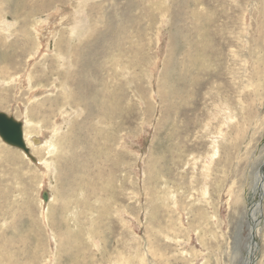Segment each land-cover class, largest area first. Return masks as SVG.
<instances>
[{"label": "rangeland", "instance_id": "374dc122", "mask_svg": "<svg viewBox=\"0 0 264 264\" xmlns=\"http://www.w3.org/2000/svg\"><path fill=\"white\" fill-rule=\"evenodd\" d=\"M0 50L52 145L0 139V264H244L254 217L264 264V0H0Z\"/></svg>", "mask_w": 264, "mask_h": 264}, {"label": "bare ground", "instance_id": "6f19581e", "mask_svg": "<svg viewBox=\"0 0 264 264\" xmlns=\"http://www.w3.org/2000/svg\"><path fill=\"white\" fill-rule=\"evenodd\" d=\"M46 2H48V3H45L44 1H43V3L45 4V7H46V5L47 4H49V1H46ZM40 5H42V4H40ZM38 7H40L39 5H38ZM43 7V6H42ZM40 9V8H39ZM42 9V8H41ZM49 9V8H48ZM23 24V23H22ZM6 27V26H5ZM8 27V26H7ZM10 27V26H9ZM22 27V26H21ZM20 27V28H21ZM18 29H19V27H18ZM13 34V33H12ZM54 35H55V33H53ZM10 35V34H9ZM53 35V36H54ZM36 36V35H35ZM49 36V35H48ZM6 37V36H5ZM19 37V36H18ZM41 37V36H40ZM22 39V38H21ZM38 39H40V38H38ZM38 39H36V40H38ZM5 40V39H4ZM46 40H49V39H46ZM17 41H19V40H17ZM21 41V40H20ZM26 41V40H25ZM40 42V41H39ZM38 42V43H39ZM28 43V42H27ZM43 43H46V42H43ZM58 43V42H57ZM71 43V42H70ZM18 44H19V42H18ZM22 44V43H21ZM23 44H24V41H23ZM91 44V43H90ZM26 45V44H25ZM69 45V44H68ZM15 46V45H14ZM19 46V45H18ZM39 46V45H38ZM70 46V45H69ZM8 47V46H7ZM45 47H47V46H45ZM63 47H65V46H63ZM16 48H17V45H16ZM19 48V47H18ZM20 48H22V47H20ZM34 48V47H33ZM39 48V47H38ZM37 48V49H38ZM85 48V47H84ZM47 49H48V47H47ZM47 49H45V50H47ZM91 49V48H90ZM44 50V49H43ZM44 50V51H45ZM1 51V50H0ZM6 51V50H5ZM13 51V50H12ZM63 51V50H62ZM69 51V50H68ZM13 53V52H12ZM38 53H39V51H38ZM3 54V53H2ZM57 54V53H56ZM5 55V54H4ZM37 55V54H36ZM41 55V54H40ZM44 55V54H43ZM53 55V54H52ZM54 55H55V53H54ZM58 55V54H57ZM57 55L55 56V57H57ZM79 55V54H78ZM29 56V55H28ZM77 56V55H76ZM78 57V56H77ZM3 58V57H2ZM1 58V59H2ZM59 58V57H58ZM61 58H62V56H61ZM0 59V60H1ZM55 59V58H54ZM4 60V59H3ZM3 60H1V61H3ZM56 60H58L57 58H56ZM59 60H61V59H59ZM58 60V61H59ZM76 60V59H75ZM78 61H79V59H78ZM82 61V60H81ZM84 61V60H83ZM91 62V61H90ZM181 75V74H180ZM29 77V76H28ZM15 80V79H14ZM14 82V81H13ZM28 82V81H27ZM1 84V83H0ZM36 85V84H35ZM39 85V84H38ZM43 86V85H42ZM38 88V87H37ZM31 89V88H30ZM34 98V97H33ZM33 100V99H32ZM50 101V100H49ZM52 104H53V102H51ZM50 103V104H51ZM36 106V105H35ZM38 106V105H37ZM46 106V105H45ZM54 106V105H53ZM43 107H41V109H42ZM55 108V107H54ZM44 109V108H43ZM48 109V108H47ZM55 109H57V108H55ZM55 109H53V110H55ZM49 111V110H48ZM55 112V111H54ZM20 114V113H19ZM21 115V114H20ZM22 115H23V113H22ZM38 115V114H37ZM10 116V115H9ZM27 116V115H26ZM60 116V115H59ZM64 116V115H63ZM22 117V116H21ZM28 117V116H27ZM62 117V116H61ZM14 118V117H13ZM25 118V117H24ZM15 119V118H14ZM16 120V119H15ZM25 120V119H24ZM23 120V121H24ZM28 120V119H27ZM18 121V120H17ZM19 122H21L22 123V127H23V139H24V142H25V145H26V147L29 149V155H26L23 151H21V150H19V151H21V153L33 164V165H35L37 168H40L41 169V166H44V167H42L43 168V170H45V168H47V166H48V164L50 163H47V162H44V164H41V163H39L38 162V160L36 159L37 158V156H36V158L32 155V153H31V149H30V147H29V145H32L33 147V149H34V151H36V150H41V149H44V148H48L49 146H52L51 144H47V142L45 141V142H43L42 140H41V138H39L40 137V135H39V137H35V136H28V134H30V133H24V123L22 122V121H19ZM28 123V124H27ZM26 123V126L28 125H31V122L29 123V122H27ZM53 126V125H52ZM51 126V127H52ZM30 127V126H29ZM49 129V128H48ZM31 130V129H30ZM29 130V131H30ZM28 131V130H27ZM56 131V130H55ZM62 131V130H61ZM33 132H34V130H33ZM40 132V131H39ZM32 133V132H31ZM42 133V132H41ZM69 137H70V135H68ZM63 137V136H62ZM46 139V138H45ZM62 139V138H61ZM61 139H59V140H61ZM64 139V138H63ZM57 140H58V138H57ZM54 141V140H53ZM50 142H51V140H50ZM78 142V141H77ZM31 143V144H30ZM56 143V142H55ZM69 144V143H68ZM42 145V146H41ZM57 145V144H56ZM63 145H64V143H63ZM77 145V144H76ZM75 145V146H76ZM38 146H40V147H38ZM69 146V145H68ZM67 146V147H68ZM78 146V145H77ZM76 146V147H77ZM74 147V146H73ZM75 147V148H76ZM52 148V147H51ZM62 148H63V146H62ZM69 149H70V147H69ZM54 150V149H53ZM59 150H60V148H59ZM59 150H58V148H56V153H60L59 152ZM62 150V149H61ZM71 150V149H70ZM73 150V149H72ZM48 151V150H47ZM50 151V150H49ZM48 151V152H49ZM54 152V151H53ZM72 152V151H71ZM71 152H70V154H71ZM75 152V151H74ZM37 153H41V152H37ZM73 153V152H72ZM41 154H43V153H41ZM41 154H40V156H41ZM36 155V154H35ZM50 155H52V154H50ZM57 155V154H56ZM59 155V154H58ZM57 155V156H58ZM69 155V154H68ZM67 155V156H68ZM63 156V155H62ZM71 156V155H70ZM46 157V156H45ZM41 158V157H40ZM56 158V157H55ZM44 160V159H43ZM67 161V160H66ZM41 162V161H40ZM51 164V163H50ZM66 164V163H65ZM53 165V164H52ZM263 165H264V163H263ZM51 166V165H50ZM58 166V165H57ZM49 167V166H48ZM54 167V166H53ZM51 169V168H50ZM63 169V168H62ZM56 170V169H55ZM65 170V169H64ZM45 171H48V170H45ZM63 172V171H62ZM62 172H60V173H62ZM66 172V171H65ZM45 174H46V177H48L47 176V174L48 173H46V172H44ZM58 173H59V171H58ZM260 173V174H259ZM66 174V173H65ZM258 174H259V178H258V184L256 185V188H257V193H256V199H257V201H256V203L252 206V207H254L253 208V210H252V212L251 213H253V215L258 211V209H259V205H260V199H261V197L264 195V166L259 170V172H258ZM51 175H53V174H51ZM59 175V174H58ZM44 176V175H43ZM62 176V175H61ZM64 177V176H63ZM256 179V178H255ZM48 181V180H47ZM65 181V180H64ZM49 185V184H48ZM62 189V188H61ZM65 193V192H64ZM47 194V193H46ZM62 195V194H61ZM60 195V196H61ZM51 199V198H50ZM47 201H49V196L47 195ZM47 201L45 202V201H43L44 202V204H46L47 203ZM252 205V204H251ZM251 210V209H250ZM250 212V211H249ZM250 218V217H249ZM252 218V217H251ZM252 222V221H251ZM260 223V222H259ZM252 224H253V233H252V244L250 245V250H249V253L247 254L248 256H247V259L245 260V262H244V264H253L254 263V260H255V255H256V243H255V241H254V239L256 238V236H257V227H259L258 226V220H255V217H254V219H253V222H252ZM255 232V233H254ZM27 240V239H26ZM46 241V240H45Z\"/></svg>", "mask_w": 264, "mask_h": 264}, {"label": "water", "instance_id": "95a60500", "mask_svg": "<svg viewBox=\"0 0 264 264\" xmlns=\"http://www.w3.org/2000/svg\"><path fill=\"white\" fill-rule=\"evenodd\" d=\"M0 139L3 143L15 149L23 151L29 155V149L26 147L23 139L22 123L15 120L3 112H0ZM43 201H47V194L42 197Z\"/></svg>", "mask_w": 264, "mask_h": 264}]
</instances>
